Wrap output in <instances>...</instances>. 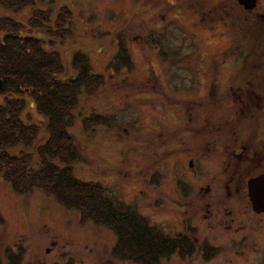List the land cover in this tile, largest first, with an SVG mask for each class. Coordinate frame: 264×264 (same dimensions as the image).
I'll return each instance as SVG.
<instances>
[{
  "label": "rangeland",
  "instance_id": "obj_1",
  "mask_svg": "<svg viewBox=\"0 0 264 264\" xmlns=\"http://www.w3.org/2000/svg\"><path fill=\"white\" fill-rule=\"evenodd\" d=\"M190 2L195 8L189 10L185 6ZM171 3L58 0L55 12L68 7L72 24L66 39L58 40L55 47L67 65L74 54L86 55L94 74L105 81L94 96L82 95L74 112L70 132L80 145L79 160L72 165L74 175L100 185L114 204L132 208L172 237L186 228L184 220L190 218L198 229L196 246L205 239L220 248L210 261L198 249L191 257L175 255L162 264H264V216L250 211L243 193L228 199L222 189H214L212 202L209 195L195 197L192 205L190 199L187 204L185 199L178 202L175 184L184 176L178 168L187 165V158L177 159L182 156L175 151L181 135L174 129L179 122L234 118L228 109L233 104L224 94L228 76L256 75L257 64L264 61V54L245 58L264 38V29L254 18L264 8L242 13L237 0H183L185 6L177 10ZM32 11L13 17L25 23ZM6 14L0 9V18ZM258 73L261 78L255 87L264 90V72ZM212 82L215 92L219 86L224 92L210 100ZM27 104L25 122L44 126L33 102ZM92 114L106 122L86 130L84 121ZM259 121L264 122L263 114ZM46 140L43 131L36 146L18 147L10 154L34 153ZM185 178L197 179L188 171ZM200 179L203 185L223 186L218 173ZM201 202L212 204L211 214L196 210ZM183 207L190 212L184 213ZM242 224L245 230H239ZM225 225L233 232L224 230ZM244 234L250 239L240 245ZM115 244L109 228L82 222L78 211L64 208L40 190L20 196L0 175V264H13L12 260L16 264H132L113 257Z\"/></svg>",
  "mask_w": 264,
  "mask_h": 264
},
{
  "label": "trees",
  "instance_id": "obj_2",
  "mask_svg": "<svg viewBox=\"0 0 264 264\" xmlns=\"http://www.w3.org/2000/svg\"><path fill=\"white\" fill-rule=\"evenodd\" d=\"M57 3L0 0V9L7 13L0 18V175L20 196L40 190L64 208L78 211L82 222L109 228L116 236L112 255L119 261L162 264L175 255L191 257L197 249L188 237L170 236L132 208L114 204L100 185L83 182L74 175L72 165L79 160L80 152L70 132L74 112L80 97L94 96L105 81L94 74L84 54H74L69 65L64 62L55 45L68 36L72 14L66 6L55 12ZM29 8L33 11L27 22L15 20L13 16ZM255 47L245 58L264 54V38ZM256 69L255 74L264 72V61ZM28 101L33 102L44 126L25 122ZM104 122L106 119L92 114L85 119L84 127L90 130ZM43 131L47 140L34 153L10 154L18 147L36 146Z\"/></svg>",
  "mask_w": 264,
  "mask_h": 264
},
{
  "label": "flooded vegetation",
  "instance_id": "obj_3",
  "mask_svg": "<svg viewBox=\"0 0 264 264\" xmlns=\"http://www.w3.org/2000/svg\"><path fill=\"white\" fill-rule=\"evenodd\" d=\"M183 0H172L171 7L173 9L185 6L182 3ZM242 13H255L259 7L264 8V3L262 0H256V6L253 9L247 8L246 0H237ZM195 3L185 6L194 7ZM195 8V7H194ZM190 10V9H189ZM257 13V12H256ZM241 16V15H240ZM239 16V17H240ZM242 18V16L240 17ZM255 20L261 23L264 29V12L258 13ZM253 18V19H254ZM242 19H240L241 21ZM245 21V19H243ZM245 61V60H244ZM261 75H245L243 73L231 74L228 76L230 84L228 90L224 94L228 96L230 102L233 104L232 107H228L232 113H234V118H229L231 120L224 119L221 122H213L207 120L204 123H186L179 122L176 130V135L178 137V145H176L177 153L182 156H178L179 162L185 160L186 162L183 166L179 164V171L184 174L180 176L175 184V193L179 196V203L181 199H185L183 204L191 202L194 203L195 197H203V195H209L211 198L208 201L213 200V194L215 190L222 189L224 194H228V199H233L235 193H243L246 203L250 206V211L256 216H264L263 212H257L250 198L249 183L251 180L264 176V122H260V115H264V90H255V84L250 79L257 80ZM264 76V75H263ZM227 79V80H228ZM247 81H243L246 80ZM258 82V81H257ZM257 85V84H256ZM219 86V85H217ZM213 82L210 85V92L208 97L212 100V97H220L224 91L213 90ZM246 87V89H245ZM218 97V98H219ZM218 98L214 99L216 101ZM213 103V101H211ZM260 111V112H259ZM184 113V112H183ZM248 118V122L244 121ZM183 162V161H182ZM185 168L183 172L182 168ZM192 174L197 179L195 181H188L185 176L187 174ZM218 173L223 179V186L213 187L212 185H203L200 178H205L209 174ZM182 175V174H181ZM188 176V175H187ZM190 176V175H189ZM198 179L199 183H198ZM244 179V181L242 180ZM241 183H243L241 185ZM215 189V190H214ZM203 201V200H202ZM197 208V211L206 212L211 214L210 207L211 203L203 205L202 202ZM220 209L222 205H219ZM184 213L190 212L185 207ZM204 208V209H202ZM219 209V208H218ZM177 211V210H176ZM222 211V209H221ZM228 215H233V212L227 213ZM215 213L213 212V217ZM207 218V216L205 215ZM216 220V216H215ZM186 225L184 232L177 233L173 235L175 238L188 237L196 246L198 244L197 239V228L192 224V220H184ZM233 222L234 219H233ZM231 221H226L225 224L233 223ZM224 226V230H230L231 227ZM246 225L239 227V230H245ZM251 231V230H250ZM233 232V231H232ZM237 235V233L235 234ZM240 239V245L250 239L246 234L242 235ZM196 252L198 249L207 260H213L218 254L220 248H217L210 240H203L199 248L196 246ZM193 254V255H194Z\"/></svg>",
  "mask_w": 264,
  "mask_h": 264
},
{
  "label": "water",
  "instance_id": "obj_4",
  "mask_svg": "<svg viewBox=\"0 0 264 264\" xmlns=\"http://www.w3.org/2000/svg\"><path fill=\"white\" fill-rule=\"evenodd\" d=\"M241 1V0H240ZM247 8L253 9L256 6V0H246ZM1 89V82H0ZM250 198L253 207L257 212L264 211V176L253 179L249 183Z\"/></svg>",
  "mask_w": 264,
  "mask_h": 264
}]
</instances>
